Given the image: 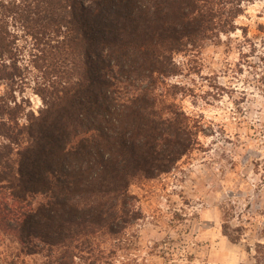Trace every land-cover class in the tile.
Masks as SVG:
<instances>
[{
  "label": "trees",
  "instance_id": "16d2710c",
  "mask_svg": "<svg viewBox=\"0 0 264 264\" xmlns=\"http://www.w3.org/2000/svg\"><path fill=\"white\" fill-rule=\"evenodd\" d=\"M252 2L0 0V264H116L131 249V188L199 144L168 88L175 56L235 32Z\"/></svg>",
  "mask_w": 264,
  "mask_h": 264
},
{
  "label": "rangeland",
  "instance_id": "374dc122",
  "mask_svg": "<svg viewBox=\"0 0 264 264\" xmlns=\"http://www.w3.org/2000/svg\"><path fill=\"white\" fill-rule=\"evenodd\" d=\"M243 10L235 32L175 56L182 72L168 88L182 92L199 144L131 188L144 217L116 264H264V0ZM25 96L37 113L40 98Z\"/></svg>",
  "mask_w": 264,
  "mask_h": 264
}]
</instances>
